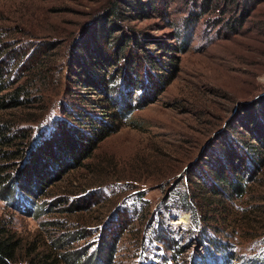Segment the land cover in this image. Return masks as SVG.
<instances>
[{
	"label": "rangeland",
	"instance_id": "374dc122",
	"mask_svg": "<svg viewBox=\"0 0 264 264\" xmlns=\"http://www.w3.org/2000/svg\"><path fill=\"white\" fill-rule=\"evenodd\" d=\"M111 6L120 12L112 34L129 39L120 61L113 51L104 61L92 34L100 21L112 20ZM0 40L34 56L18 83L30 88L32 100L0 113L32 134L16 170L59 121L72 125L73 110L114 129L81 166L52 171L46 185L32 187L26 202L0 199V216L27 244L49 262L67 264L60 253L90 254L106 232L118 238L113 264H264V169L255 176L237 149L242 139L264 142L257 109L264 100V0H0ZM157 40L177 49L164 53ZM43 48L49 54L41 69L34 62ZM148 53L160 54L164 65L152 69ZM89 58L99 68L87 65ZM133 60L146 95L141 85L125 91L118 84L133 106L144 104L125 115L119 94L95 86L94 78L110 88ZM154 71L165 76L160 86ZM258 153L263 158L264 148ZM221 164L247 168L237 177L243 195L228 186L225 192L211 175ZM212 188L222 196L210 206ZM75 201L84 209L66 211ZM38 206L43 212L33 216ZM82 230L86 238L69 240ZM57 238L67 240L63 249L54 247ZM213 238L226 250L210 244Z\"/></svg>",
	"mask_w": 264,
	"mask_h": 264
},
{
	"label": "trees",
	"instance_id": "16d2710c",
	"mask_svg": "<svg viewBox=\"0 0 264 264\" xmlns=\"http://www.w3.org/2000/svg\"><path fill=\"white\" fill-rule=\"evenodd\" d=\"M257 1L259 0H244L245 4L247 5H250L252 2L257 3ZM155 2H158V0H155ZM134 4L140 5L141 3L137 1ZM110 8V10L107 11V15L108 17L110 16L112 20H108L109 18H107L100 21L97 24V27L95 26V28L93 29L92 34L96 42L100 43L95 49H98L97 51L102 54L104 61H108L107 59L109 58L111 59V54H109L110 51H113V53L116 55L117 61H120L124 57L125 50L129 45V42L125 41L129 39H127L126 35L124 39V37L122 36H114V34H112L111 28L113 26L111 23H114L115 20L118 19L120 12L117 7L112 8L111 6ZM238 21L239 20H235V24ZM99 28L100 36L98 37L96 33ZM232 28H234V24ZM3 41L4 40H0V113H2L3 111H8L9 109L22 107L32 100V98L29 96L30 88H28L27 85L25 86L23 82L20 84L18 83L21 75L24 74V69L28 68V66L31 67V64L34 61L33 55L28 56L29 54L23 53L20 48L12 46L13 44L6 45ZM133 41H136L135 44L137 45L141 44V42H139L138 40V37H135ZM157 41V46L161 48L164 53L165 51H175L177 49L173 44L159 40ZM52 49V47L48 48V50ZM87 51H90L91 53V50H89L88 47ZM47 54H49L47 52V48H43L42 53H39L37 55L36 59L38 60L34 62V65L40 63L38 66L43 69V64L41 65V63H43L42 60ZM159 55L160 54L158 53L144 54V57L146 56L145 58L148 59V61L151 63V66H153L152 69H156L157 67H162V65H164L163 61H160ZM92 59L93 58L88 59L87 65H91L92 67L96 66L97 68H99L97 62L94 63ZM135 61L137 63V60ZM97 68L94 67V69ZM129 68L130 73H127L122 78H119V80L117 78L116 81H118L116 84V81H112L113 84H115L117 87L115 85L110 88L107 87L105 84V79H103L99 75H97V78H94L96 82V85L94 84L95 86H103L106 93H113L115 91V93L119 94L120 104H118L117 102L116 104L118 108L120 107L122 109V112H124L125 115H127L133 109L141 108L144 106V104H141L139 102L140 99H138L136 105L133 106V104L131 103L132 98L127 97L129 96V93L124 95L122 90L118 89V84L120 85V87H123L125 91L130 87L133 88L141 85V82L139 81L141 79L139 78L140 75L136 77H134L133 75H136V73H138L135 67L134 60L132 61V65ZM94 71L95 73H98L97 70H93V72ZM152 73L155 77V86L162 85V83L164 82L163 77H165L164 74H161L159 71H154ZM140 87V90L142 91L141 94L143 93V95H141V98H143L146 95V85H141ZM258 102L259 108L257 109L264 116V100L262 99ZM256 107L257 106H253V112L256 110ZM74 111L75 110L68 113L70 114V118H72V125L68 126L69 123H59V121L55 130H52L48 134V136L44 137V139L41 138L39 140L35 152H30V163L28 165L25 164L18 170H16V164L24 157V150L22 148V145L25 144L24 141H26V139H29L32 134L28 128L22 127L20 125V120L18 121L11 117L1 116L2 114L0 115L1 200H4L6 202H15L17 205L19 204V201L24 202L25 197L28 198L29 195L32 194V187L36 188V186L45 184V182L49 180V175L52 171H57V169L61 170V168L64 167L65 173L71 165H74L76 167L81 166L84 163L85 159H88L92 155L93 151L97 148L99 143L106 139L114 131V129L110 127V124L105 123L104 120H100L91 116L88 117V122H85L86 120L83 113ZM75 125H77L78 127ZM13 146H16V150L12 149ZM26 147L27 143L24 146V149ZM262 148H264V142L260 141L258 142V144H254L251 139H242L237 145V149H239L244 154V160L242 162L244 164L243 166L247 164L246 162L251 163L253 167V172L252 170L251 172L255 174V176L260 174L264 169V157H257V155H259L258 152H260ZM210 171L212 172H210L211 175L216 179L217 183L221 185L225 192L231 190L235 194H238L240 196L245 193V189H243L242 184L239 180H237V177H239V170L234 169L233 164L229 168V171L225 169V166H223V164L210 169ZM245 171H247V168L243 167V169L239 172L244 173ZM247 178L249 179V176ZM224 186H228L227 191L225 190ZM210 191H213L214 193L212 194V196H209V201L205 202H208V204L210 203V206L213 204H220L221 200L219 198V195L222 193L214 188L210 189ZM189 196L190 194L188 195V197ZM205 196L207 197L208 194H206ZM14 198H16L17 201H13ZM38 207L39 210L33 213V216H36V213L40 215V213L43 212L41 206ZM79 207L80 206L78 201H75L74 204L72 203L69 209H67L66 211L71 210L76 212L84 209ZM70 235L71 236L69 240H79L88 236V234H86V231L83 230L72 232ZM117 241V237H114L113 235L108 233L106 234V232H102L99 236L97 247L90 254H87V252L83 249H78L74 252L60 253V257L67 264H113L114 257L116 255L115 251ZM66 243L68 242L67 240H65V238H57L53 240V245L56 249H63ZM209 243L215 245L218 249L226 250L227 244L223 245L222 242L217 239L213 238L212 240H209ZM34 245V243L27 244L24 237L20 235L17 230H15L12 222L9 219L0 216V264H56V262L52 263L47 260L49 256H47L46 253L37 252V247H34ZM203 257L205 259V256Z\"/></svg>",
	"mask_w": 264,
	"mask_h": 264
},
{
	"label": "bare ground",
	"instance_id": "6f19581e",
	"mask_svg": "<svg viewBox=\"0 0 264 264\" xmlns=\"http://www.w3.org/2000/svg\"><path fill=\"white\" fill-rule=\"evenodd\" d=\"M180 219L182 220V223H184L187 220V218H185V217H182Z\"/></svg>",
	"mask_w": 264,
	"mask_h": 264
}]
</instances>
